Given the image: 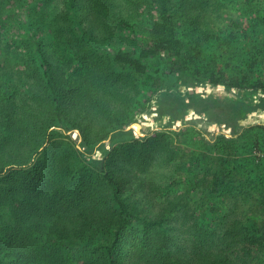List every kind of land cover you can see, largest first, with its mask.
Returning a JSON list of instances; mask_svg holds the SVG:
<instances>
[{
    "label": "trees",
    "instance_id": "1",
    "mask_svg": "<svg viewBox=\"0 0 264 264\" xmlns=\"http://www.w3.org/2000/svg\"><path fill=\"white\" fill-rule=\"evenodd\" d=\"M210 1L0 0V264L262 262L264 220L221 202L264 184V18Z\"/></svg>",
    "mask_w": 264,
    "mask_h": 264
},
{
    "label": "rangeland",
    "instance_id": "2",
    "mask_svg": "<svg viewBox=\"0 0 264 264\" xmlns=\"http://www.w3.org/2000/svg\"><path fill=\"white\" fill-rule=\"evenodd\" d=\"M211 4L207 8L208 11L213 9L218 13L224 14L222 16L216 15V13H212V19H215L221 27H226L229 24L230 18H240V24L242 26H246L251 21H257L258 25L261 21H259V17L264 18V0H211ZM215 3L217 7H212V3ZM209 14V12H208ZM211 17V14H209ZM258 30V28H256ZM264 35L261 33H257L255 37L252 38H262ZM217 93L222 94L225 93L220 88H214L211 85L203 84L199 87H194L192 89L184 90L183 93L186 97L187 93ZM138 122L135 124L130 125L128 129H132L135 135L139 136L140 138H144L145 136L151 135L153 132L157 131H165L163 124L161 123H154L152 118L148 116L146 112L142 113L138 117ZM186 120H196L199 122L197 127L200 128L204 133L203 137L205 140H213L217 135L222 134L228 138V130L225 127H216L214 125H206L207 122L205 119L197 117L190 113ZM255 124H262L264 125V113L255 110L253 113L249 114L243 122H241V126H248V125H255ZM135 125H139V128ZM177 128H181V124H176ZM173 127V128H175ZM172 139V136H171ZM264 151L254 148L252 151L251 156L259 160V157H263ZM241 156V155H240ZM264 160V158H263ZM264 173V166L259 167L256 169V173ZM176 188V187H173ZM247 190H251L250 188ZM264 191V184H260L256 191L253 193V198L243 199V197H238V199H230L227 197L224 198L221 202V207L224 213H229L238 215L240 217H249L252 221L264 220V205L258 204V201H254L257 198H260V193L263 195ZM200 196V194H198ZM254 263H259L256 259L253 260ZM259 264H264V259Z\"/></svg>",
    "mask_w": 264,
    "mask_h": 264
}]
</instances>
